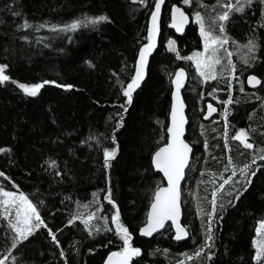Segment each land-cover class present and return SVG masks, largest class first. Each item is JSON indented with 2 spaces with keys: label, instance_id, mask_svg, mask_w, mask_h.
I'll list each match as a JSON object with an SVG mask.
<instances>
[{
  "label": "trees",
  "instance_id": "16d2710c",
  "mask_svg": "<svg viewBox=\"0 0 264 264\" xmlns=\"http://www.w3.org/2000/svg\"><path fill=\"white\" fill-rule=\"evenodd\" d=\"M229 2L236 5V0H192L191 6L167 0L159 48L131 107L123 91L148 43L156 0H0V66L9 76L0 84V149H6L0 151V190L23 193L44 222L27 239L17 237L13 248L16 234L9 221L14 220L11 214L4 219L0 206L3 264H104L110 253L122 250L111 219L117 209L132 246L141 251L133 264H257L254 240L264 222V160L259 158L264 154V2L251 0L243 11H231L227 21L215 20ZM176 4L192 19L199 11L213 35L228 37L224 48L232 53L234 72L225 67L221 49L217 78L204 82L192 61L168 50L170 40L181 57L204 50L196 23L183 36L169 28ZM101 16L107 20L89 22ZM74 21H81L80 27L65 30ZM249 40L256 44L254 53L243 47ZM181 68L189 74L186 139L193 147L182 185L190 239L176 243L168 226L147 240L139 231L156 190L165 185L152 157L168 141L172 80ZM252 75L261 81L257 89L247 85ZM45 81L35 97L17 86ZM229 98L233 102L225 104ZM209 104L217 110L212 121L205 120ZM240 130L248 133L252 149L233 139ZM105 150H115L110 166H105ZM214 191L212 240L206 242ZM109 192L111 204L105 199Z\"/></svg>",
  "mask_w": 264,
  "mask_h": 264
},
{
  "label": "snow or ice",
  "instance_id": "6c2138e0",
  "mask_svg": "<svg viewBox=\"0 0 264 264\" xmlns=\"http://www.w3.org/2000/svg\"><path fill=\"white\" fill-rule=\"evenodd\" d=\"M192 0H183V3L187 6H191ZM264 2V0H262ZM164 3V0H156L155 11L151 14V28L148 30V44L144 45L139 51V61L135 68V75L131 79L130 83L124 88L123 95L127 97V103L131 104L132 102V92L135 88L139 87L140 81L143 79L145 69L147 67V58L151 55L153 49L155 48V38L159 31V15L161 10V5ZM244 3H251V0H236L237 7L229 2L226 5V9L222 14H219L215 20L218 21H227L229 19V14L231 11H243ZM206 7L205 5H201ZM107 17L101 16L97 19L89 21L92 24L99 23L101 21H106ZM189 17L185 14L180 7L173 6L172 8V27L176 29L177 32H182L184 26L188 23ZM194 23L199 26V34L203 41L204 51H197L190 56L181 57L179 52L175 47V41L170 40L168 42V50L176 53L177 59H185L192 61L195 66L196 73L203 79L204 82L209 80H215L217 78L216 65L221 63V56L219 53L221 49L224 50V53L227 57V65L225 66L227 70L232 73L235 71V65L231 61V52H228L224 45L228 43V37L223 35H213L209 31L204 22L203 16L199 11L194 13ZM81 21H74L67 26L68 31H75L80 27ZM24 27H31L30 24L25 22ZM43 27V25H41ZM219 32L224 33L225 29L223 24L218 26ZM233 43H235L233 41ZM247 49L248 53H254L256 44L253 40H249L246 45L243 46ZM247 62V59H245ZM91 66V65H90ZM186 78V73L183 69H180L175 73V94H174V103L171 110V127L167 129L170 135V142L167 143L165 147H161L154 155L152 163L155 166L156 170L162 172L164 177L167 179V187H160L156 190L153 202L151 203V210L148 213L146 227L140 229V234L142 236H151L154 232L159 231L165 227L167 221H171L170 227L175 228V240L181 241L188 237L189 233L185 227L180 224V195H181V181L185 179V169L189 167V157L192 153V149L188 143L182 139L184 135V125L186 120L183 115L184 104L180 97V89L183 87L184 80ZM9 81V76L5 74V66H0V84H4ZM13 83H15L13 81ZM47 81L34 85H25L18 84L17 86L28 96L35 97L40 93V90L44 87ZM248 83L253 87H256L260 84L255 76H250L248 78ZM59 87V85H57ZM71 87V86H68ZM243 90V89H241ZM233 101L229 98L227 101H224L225 104H231ZM209 115L215 111L212 105H208ZM127 111V108H125ZM227 109H225V117L227 116ZM207 118V117H205ZM234 140L239 141L244 148L252 149L253 144L248 142V133L244 130L237 132L234 137ZM205 148L207 145L205 144ZM0 151H6V149H0ZM115 158V150L113 151H104V161L105 166H110L109 161ZM260 159L264 160V154H262ZM255 163V159L253 160ZM228 164L231 165L232 161L229 159ZM51 167H55V161H52L50 164ZM247 168V166H246ZM246 168L241 169V174H246ZM227 167L225 171H227ZM233 175H235V169H233ZM255 175V173H252ZM3 173H0V176H3ZM7 178V177H6ZM231 180V177L223 181L224 184H228ZM250 183V181H249ZM221 189L223 185L220 186ZM212 212L209 213V222H208V231L209 235L206 237V242L212 240L211 236V219L215 215L216 209V192H213ZM0 197H3V200H0V206L3 207L4 219H8V216L11 214V209L15 208V220L9 221V227L16 234L12 237V247L15 248L17 244V237L22 239H27L32 231L36 228H39L44 224L43 220L40 217L39 211L37 208L29 201V199L23 194L20 193L16 195L10 191L0 190ZM105 199L111 204V193L105 196ZM113 207L115 205L113 204ZM94 214L89 215L88 220H92ZM112 222L115 224V234L119 236L122 240L121 251L113 252L108 257V264H130V261L133 257L141 255V251L138 248H135L131 244L132 236L129 233L127 227L123 226L120 222L119 210H116V213L111 217ZM87 226L88 221H84ZM105 230L107 226H105ZM53 241L56 240L55 234L51 233ZM257 236L260 237L255 241V259L257 264H261V261H264V223H261L259 228L256 229ZM91 234V233H90ZM58 243V242H57ZM209 247L211 245H208ZM197 256L200 255V252L197 251ZM211 259V257H208ZM0 264H3V261L0 260Z\"/></svg>",
  "mask_w": 264,
  "mask_h": 264
},
{
  "label": "water",
  "instance_id": "95a60500",
  "mask_svg": "<svg viewBox=\"0 0 264 264\" xmlns=\"http://www.w3.org/2000/svg\"><path fill=\"white\" fill-rule=\"evenodd\" d=\"M166 3H167V0H164V3L161 5V10H160V15H159V21H158V23H159V31H158V34H157V36H156V38H155V48L153 49L151 55L147 58V67H146V69H145L143 79L140 81L139 87L135 88V90L132 92V103H131V107H132L133 104H134L135 97H136L137 93L140 91V89L142 88V86L144 85V83H145V81H146V79H147L148 71H149V66H150V63H151V59H152L153 56L156 54V52H157V50H158V48H159V43H160V38H161V22H162L163 11H164V7H165ZM174 6H176V7H180V8L182 9V11H184L185 14L188 15V17H189V21H188V23L184 26L183 31H182V32H177L176 29L173 28V27L171 26V25H172V12H171V22H170L169 28H170L172 31H174L178 36H183V35L186 33L187 29L191 26V24H192V22H193V19H192L191 15H190L189 13H187L186 10H185L183 7H181V6L177 5V4L174 5ZM154 11H155V9H154ZM154 11H153V12H154ZM151 24H152V20H151V18H150L149 29L151 28ZM149 29H148V30H149ZM147 44H148V43H147ZM147 44H145V45H147ZM142 47H143V46H142ZM142 47H141V48H142ZM138 61H139V54H138V58H137V62H136V66H137V64H138ZM181 69H183V68H181ZM179 70H180V69H179ZM179 70H178V71H179ZM183 70H184L185 73H186V78H185V80H184L183 87H181V89H180V97H181V100L183 101V104H184L183 115H184V118H185V120H186V123H185V125H184V135H183L182 139H184V141H185L186 143H188L186 137H187L188 127H189V118H188V115H187L188 106H187L186 101H185V98H184V91H185V89H186V86H187V83H188V80H189V74H188V72H187L186 69H183ZM252 76H255V75H252ZM249 77H250V76H249ZM249 77H248V78H249ZM255 77H256L258 80H260L257 76H255ZM248 78H247V85H248V87H249L250 89H257V88L260 87V85H261V81H260V84H259V85H257L256 87H253L252 85H250V84L248 83ZM174 79H175V76L173 77V80H172V89H173V90H172V97H171V102H172V103H171V110H172V105H173V103H174V94H175V91H176L175 83H174ZM212 107L215 109V111L212 112L211 115H209V110H207V113H206V116H205V117H207V118H205L206 121H212V120L216 117V114H217L216 107H214L213 105H212ZM171 110H170V114H169V124H168V128L171 127ZM167 135H168V141H167V143H168V142H170V135H169L168 131H167ZM188 144H189V146H190L191 149H192V153L190 154V157H189V166H190L191 161H192V155H193V147L190 145V143H188ZM166 145H167V144L163 145L162 147H165ZM160 148H161V147H160ZM160 148H159V149H160ZM159 149H158V150H159ZM158 150H157V151H158ZM157 151H156V152H157ZM156 152H155V153H156ZM155 153H154V155H155ZM154 155H153V157H154ZM153 157H152V160H153ZM152 164H153V163H152ZM153 168H154L155 172H157V173H159L160 175H162V177H163V179H164V181H165V185L162 186V187H167V179L164 177L163 173H162V172H159L158 170H156V168H155L154 165H153ZM188 168H189V167H188ZM188 168L185 169V179H186V173H187ZM185 179L181 181V185H180V188H181V195H180V209H181L180 224H181L183 227H185V225L183 224L184 213H183V206H182V185H183V182L185 181ZM150 210H151V206H150L149 212H150ZM146 223H147V222H146ZM170 225H171V221H167V222L165 223V227H164V228L160 229V230L157 231V232H154L151 236H142V235L140 234V231H139V235H140V237H142V238H144V239L151 240V239L155 238L157 235H159V234H161L162 232H164V231L167 229V227L170 226ZM144 227H146V224H145L142 228H144ZM142 228H141V229H142ZM171 228H172V230H173L174 237H175V228H174V227H171ZM185 228H186V227H185ZM186 230H187V228H186ZM187 231H188V230H187ZM188 233H189V231H188ZM174 237H173V240H174L176 243H183V242H186V241H188V240L190 239V233H189V235H188V237H187L186 239L181 240V241H177V240H175ZM114 252H118V251H114ZM112 253H113V252H112ZM112 253H110V254L107 256V258H106L104 264H108V257H109ZM135 258H136V257H133V258L131 259L130 264H133V260H134Z\"/></svg>",
  "mask_w": 264,
  "mask_h": 264
},
{
  "label": "rangeland",
  "instance_id": "374dc122",
  "mask_svg": "<svg viewBox=\"0 0 264 264\" xmlns=\"http://www.w3.org/2000/svg\"><path fill=\"white\" fill-rule=\"evenodd\" d=\"M194 17V16H193ZM193 21H194V18H193ZM204 51V50H203ZM203 51H201V52H203ZM30 201V200H29ZM11 215H12V217H13V220H15V212H16V210H15V208H12L11 210ZM264 223V222H263ZM259 228V227H258ZM260 237H258L257 235H256V237H255V240H254V245H255V241H257L258 239H259ZM256 260V259H255ZM257 262V261H256ZM261 263L262 264H264V261H261Z\"/></svg>",
  "mask_w": 264,
  "mask_h": 264
}]
</instances>
